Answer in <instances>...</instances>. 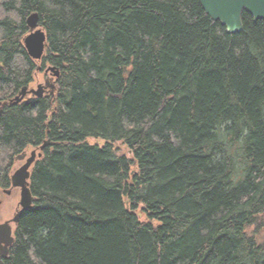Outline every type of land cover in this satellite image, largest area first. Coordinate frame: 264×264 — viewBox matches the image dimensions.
<instances>
[{
  "label": "trees",
  "instance_id": "obj_1",
  "mask_svg": "<svg viewBox=\"0 0 264 264\" xmlns=\"http://www.w3.org/2000/svg\"><path fill=\"white\" fill-rule=\"evenodd\" d=\"M35 12L60 75L0 117V191L50 142L5 264H264V20L244 10L229 33L201 0H0V101L35 78Z\"/></svg>",
  "mask_w": 264,
  "mask_h": 264
},
{
  "label": "water",
  "instance_id": "obj_2",
  "mask_svg": "<svg viewBox=\"0 0 264 264\" xmlns=\"http://www.w3.org/2000/svg\"><path fill=\"white\" fill-rule=\"evenodd\" d=\"M201 3L205 11L215 21H219L224 25L229 33H236L243 30L244 24L242 14L244 10L253 15L256 20H264V0H201ZM27 25L30 29V33L24 38L26 50L33 60L40 62L46 48L47 37L45 31L40 26L39 14L37 12L32 13L27 18ZM47 71L52 72V75L56 78L60 75L58 68L55 66H50ZM49 85L53 89L55 88L54 84ZM45 89L46 87L42 84L39 85L37 89L32 90H29L28 86H25L21 94L16 96L12 101L19 102L22 99L21 95L24 96L28 91L41 97ZM49 144V140L44 142L41 146V150H44ZM26 156L27 154L24 153L20 155L18 159L23 160ZM36 156L37 151L33 150L26 163L18 168L12 175V187L21 189V209L11 221L0 223V264H5L4 260L8 257L10 247L15 241L11 222L17 224L22 211L30 209L33 205L34 196L30 188V179L32 176L31 167L36 160ZM39 156L41 157L42 153H40Z\"/></svg>",
  "mask_w": 264,
  "mask_h": 264
},
{
  "label": "rangeland",
  "instance_id": "obj_3",
  "mask_svg": "<svg viewBox=\"0 0 264 264\" xmlns=\"http://www.w3.org/2000/svg\"><path fill=\"white\" fill-rule=\"evenodd\" d=\"M43 68V67H41ZM44 72L41 71L39 74H36V79L33 82V86L37 87L38 83L43 82L44 80ZM90 143L94 144L96 142H101L102 140H98L96 138H90ZM125 151V149H123ZM22 165L21 161H16L14 169H18ZM0 199L2 200V204H0V223L11 220L14 217L16 209L18 207L20 201V191L19 189L13 190L10 195H0Z\"/></svg>",
  "mask_w": 264,
  "mask_h": 264
},
{
  "label": "flooded vegetation",
  "instance_id": "obj_4",
  "mask_svg": "<svg viewBox=\"0 0 264 264\" xmlns=\"http://www.w3.org/2000/svg\"><path fill=\"white\" fill-rule=\"evenodd\" d=\"M41 71L44 72L45 77H44L43 82L37 84V87L40 84L44 85L46 87V89H45V92H44L43 95L46 96V94H50L51 91H52L51 86L48 85V84H52L53 83V79H52L51 75L49 73H47L46 67H44V68L38 67L35 74H37V73L39 74ZM35 77H36V75H35ZM35 79L36 78H34V80ZM34 80L28 85V89L29 90H32L34 88H37V87H34L32 85L33 82H34ZM22 90H23V88L21 89V91ZM21 91H19V93L17 95H20L21 94ZM21 98L22 99L19 102H16V103L15 102H12L11 100H9V101L8 100L7 101H0V117H2L3 114L6 112L7 106H13L15 104H21V103L27 102L30 99H34V98H37V97L33 93H31V92L28 91L24 96L21 95ZM29 153L30 152H28V156L30 155ZM21 162L23 164L25 161H21ZM15 189H17V188H12L11 187V188H8V189H3V190L0 191V195H2V194L3 195H10V194H12L13 190H15ZM0 204H2V200L1 199H0ZM18 211H19V207H17L15 214Z\"/></svg>",
  "mask_w": 264,
  "mask_h": 264
}]
</instances>
